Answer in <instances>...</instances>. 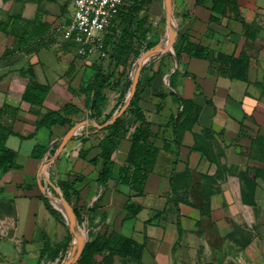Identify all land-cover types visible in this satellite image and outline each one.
Returning <instances> with one entry per match:
<instances>
[{
  "label": "crops",
  "instance_id": "crops-1",
  "mask_svg": "<svg viewBox=\"0 0 264 264\" xmlns=\"http://www.w3.org/2000/svg\"><path fill=\"white\" fill-rule=\"evenodd\" d=\"M18 1L0 0V19L17 14L27 20L36 17L29 29L35 24L45 27V32L42 31L44 44L31 49L33 35L26 34V43L18 45L17 37L0 30V105L8 103L20 107L13 128L25 137L10 135L6 141L8 147L17 151L18 167L11 169L0 182L5 185V194L13 199L16 227L15 246L8 258L2 257L0 264H28L43 251L66 245L68 228L50 214L41 200L43 194L52 203L44 191L46 183L45 188L42 187L39 173L42 163L69 128L54 126L50 130H35V116L28 112L30 105L21 99L27 82L23 72L28 67L33 70L35 81L50 86L44 108H58L70 101L83 110L81 116L74 118L75 123L85 121L52 161L54 177L48 181L49 186L63 196L59 183L74 180L78 193L67 202L77 208L85 205V210L101 221L100 230L90 239L97 233L118 231L143 246L139 258L113 254L101 264H217L219 255L215 249L223 256V264H264V160L251 141L257 135H264V95L261 92L264 87V0H238L239 18L258 29L257 38L247 49L252 55L247 81L210 72L206 60L185 53L177 58L174 51L177 35L184 34L191 42L224 54H237L244 43L241 21L234 18L232 12L219 21H209L211 0H172V17L176 21L173 48L150 58L171 52L173 64L163 74L155 75L149 84L145 79L140 99L152 129L158 133L154 144L159 151L143 194L131 193L130 196L128 189L114 178L106 185L98 184L95 179L100 162L96 166L88 162L99 149L96 135L88 130L89 112L83 104L84 95L77 88L81 63L89 64V61L75 58V46L66 50L62 46L65 40L53 31L55 25L70 19L73 9L70 7V12H66V3L61 4V0ZM17 2L19 8L13 10ZM70 2L72 5V0ZM8 49L9 54L3 56ZM72 61L76 62L78 73L69 83L65 71ZM148 65L151 68L146 72L150 75L159 66ZM169 83L172 91L200 107L197 123L191 129L196 136L185 130L178 147L171 142L170 121V115L176 114L177 103L168 95L161 102V109L155 110V103L160 101L157 91H166ZM119 94L120 88L106 91L99 116L110 113L112 116L120 106ZM99 116L91 118L93 124H103L94 122ZM31 133L33 136L27 137ZM11 138H15L14 146L8 145ZM162 139L168 142V149L163 147ZM26 142H30V148L23 149ZM36 143L46 147L40 160L30 156ZM127 149L128 142L124 140L113 152L112 159L122 163ZM80 150H86L84 158L79 157ZM186 171L191 181L198 184V189L210 195V216L219 237L216 245L209 240L207 230H202L207 221L201 219L200 210L179 199L184 196ZM192 171L199 174L198 182L192 180ZM54 180L58 187L54 186ZM171 180L178 198L176 205ZM187 199L191 201V197ZM126 203L141 205V210L136 216L123 219ZM52 207L62 215L59 207ZM240 230H245L248 238L239 235Z\"/></svg>",
  "mask_w": 264,
  "mask_h": 264
},
{
  "label": "trees",
  "instance_id": "trees-1",
  "mask_svg": "<svg viewBox=\"0 0 264 264\" xmlns=\"http://www.w3.org/2000/svg\"><path fill=\"white\" fill-rule=\"evenodd\" d=\"M151 2L152 0L125 1L104 32L103 50L107 54V64L93 63L83 65L80 83L77 88V91L84 95L83 104L86 111L89 112L88 130L94 132L97 137L96 146L99 152L88 161L93 166H96L100 162L95 180L100 185H106L109 179L114 178L119 185H124L128 189L129 196L131 193L133 195L143 194L146 178L153 169L159 151L158 147L154 144L158 133L152 129V122L146 116L145 110L140 106L142 76L138 80L135 92L126 109L113 122L98 128L92 123L91 118L101 114V108L106 101L105 93L108 90L120 88L118 105H120L119 109L121 108L124 104L129 85H127L126 81L123 82L121 79L115 78L114 70L120 68L121 72H123L128 66V61L131 57H139L141 52L149 49L156 43L153 40L144 41L146 39V29H144L146 17L140 16L143 7ZM210 10L209 21L211 22L219 21L220 17H225L228 12H232L234 18L241 21L244 43L240 52L230 55L224 54L210 49L201 43L191 42L184 34H178L174 43V51L177 58H179L181 53H185L189 57L204 59L209 64L210 72L225 75L230 79L247 81L249 61L252 56L247 49L249 46H252V41L257 38L258 29L239 18L238 0H211ZM35 18L34 20H36ZM34 20H27L20 14L8 15L6 18L0 19V30L17 37L18 45L26 43V34L28 36L33 35L34 41L31 49H36L44 44L42 31L45 32V27L41 28V26L33 24L31 29H29L30 24ZM20 29L23 31L18 33ZM62 46L66 50H72L75 44L72 41H64ZM9 52V49L5 50L3 56L9 54ZM75 56V58H80L77 55ZM75 63L72 61L65 71V75L70 78L69 83L78 73ZM162 66L159 63L157 69L151 75H148L146 78L147 84L151 82L155 75L163 74ZM150 68L151 65L144 67L141 75ZM23 73L27 77V82L21 99L30 105L28 112L35 116V130L39 128L50 130L54 126H66L67 128L73 126L75 123L74 118L81 116L83 110L70 101L63 103L58 108H44L43 102L49 92L50 86L35 81L31 67H28ZM171 86V83H169V88L166 91L162 89L157 91L156 96L160 101L155 103V110L161 109V102L168 95L173 102L177 103L176 114L170 115V121L172 125L171 142L178 147L181 133L185 130L191 131L194 124L197 123L200 107L194 104L191 99L184 98L172 91L170 89ZM261 90L264 95V87ZM43 109L44 111H42ZM20 111L19 106L8 103L0 105V180L11 169L18 167L16 163L17 151L8 147L6 141L10 135L25 138L23 135L15 132L13 128ZM110 116L111 113L106 115L102 123ZM193 134L196 136L195 133ZM32 136L33 134L31 133L27 137ZM124 140L128 142L125 158L122 163H116L112 159V154ZM251 141L252 145L257 147L259 157L264 160V135H257ZM162 143L163 147L168 149V142L165 139H162ZM45 151V145L36 143L32 148L30 156L40 160ZM85 153L86 150H80L79 157L84 158ZM186 177L184 196L179 197V199L191 203L200 210L201 219L207 221L206 226H203L202 230H207L209 240L216 245L219 237L210 216V195L208 192H202L198 189V184L191 181L189 171H186ZM59 186L63 197L68 202H70L72 196H77L78 190L74 187V180L60 182ZM171 192L174 194L173 201L176 205L178 198L175 196L172 180ZM188 196L191 197V201L187 199ZM41 200L50 214L57 221L61 222L60 212L52 207L49 199L41 194ZM123 208L125 211L123 219H128L136 216L141 210V205L126 203ZM73 211L77 219L80 220V210L77 207H73ZM72 237V233L67 230L66 244L72 240ZM142 249V244L137 243L131 237H127L121 232L97 233L93 239L85 242L77 262L79 264H101L106 257L113 254L121 258L127 256L139 258ZM215 252L219 255L217 264H223V256L218 254L217 249H215Z\"/></svg>",
  "mask_w": 264,
  "mask_h": 264
},
{
  "label": "rangeland",
  "instance_id": "rangeland-1",
  "mask_svg": "<svg viewBox=\"0 0 264 264\" xmlns=\"http://www.w3.org/2000/svg\"><path fill=\"white\" fill-rule=\"evenodd\" d=\"M20 1L21 0H19L18 2ZM18 2L15 4L14 7H12L13 10H16L19 8ZM60 3L61 4L66 3V12L68 13L70 12L69 11L70 7L71 9H73V5H71L70 0H61ZM172 11H174L173 5H172ZM140 16H144L146 17V19H148L146 20V23L144 25V29H146V39L144 41L147 42L149 39H151L150 37H153V39L160 40V41L154 40L156 43L163 42L167 37L166 15H165L163 0H153L150 5L143 7V10L140 12ZM172 21H173V24H176L174 17H172ZM168 50H171V48ZM137 58L131 57L128 61V66L123 70V72H121L120 68H117L114 70L115 78L121 79L123 82L126 81L127 85H129L127 92H126V96L130 89V83H131V80L136 70L135 62ZM88 61H89V64L103 63L104 65H106L108 62L107 54L103 50L102 53L98 52L88 57ZM149 63H152L153 67H157L159 63L162 64L163 73H164L165 71H167L168 66L173 64L172 53L167 52L163 55H159L154 58H148L143 63V66L141 67V70H140V76H139V78L142 76V79H143L142 86L145 83L146 77H148V75L150 74L145 71L143 75H141V72H142V69L146 67ZM89 64L82 62L81 68L83 65H89ZM167 83H168V80H166L165 83H163V85L166 87ZM118 110L119 108H116L115 111H118ZM104 119H105L104 116H99L98 118L94 120V122L97 124H100ZM14 141H15V138L14 139L11 138L8 145L14 146ZM29 146H30V142H26L24 143L23 149L30 148ZM54 151L55 149L51 152L50 155L47 156V159L44 161L43 163L44 165L41 166L40 173H39L42 187L45 188L44 186L45 183L47 185V188H45L44 191L47 195H49L50 200H52V203L50 202L52 206H56L55 202L53 203V201L55 200L57 201L59 199L58 192L54 191V189H52V187L49 186V182H48V180L51 181L52 177H54V175H52L53 173H52V167H51L54 161L49 163V159H51V157L53 156ZM52 182L55 187H58L57 184L55 183V180ZM2 185L3 184L0 182V188H2V190H0V261L3 260L2 257L8 258V256L10 255L9 253L11 252L10 250L13 249L15 246V239L13 238V236H14L15 227H16V215H15V209L13 205V199L7 196V194H5V191L3 190L5 188V185L3 186ZM57 202L60 203L61 202L60 199ZM75 206L77 207V205ZM71 207L73 209L74 206L72 205ZM78 207H79L78 209L81 211V219L78 220L77 217L75 216L76 232L79 235H82L84 240L86 241L100 230L101 221L97 220L95 216H92L90 213H88L85 210L86 209L85 205L81 207L78 206ZM59 209L62 212L61 220L65 223V226L68 228V218L66 216L64 207L63 206L59 207ZM246 234L247 232L245 230L239 231V235L243 236L244 238L247 236ZM246 238H248V236ZM75 242H76V238L73 235L72 240L69 244H66L65 246H61L60 248H57L51 251H47V250L43 251L42 253L37 255L34 258V260H31L28 264H60L61 261L64 260L68 256ZM3 252H5V254ZM229 264H233V263H229Z\"/></svg>",
  "mask_w": 264,
  "mask_h": 264
},
{
  "label": "built area",
  "instance_id": "built-area-1",
  "mask_svg": "<svg viewBox=\"0 0 264 264\" xmlns=\"http://www.w3.org/2000/svg\"><path fill=\"white\" fill-rule=\"evenodd\" d=\"M125 1L72 0L70 19L55 25L53 31L61 39L72 41L76 55L87 61L91 55L102 53L104 32Z\"/></svg>",
  "mask_w": 264,
  "mask_h": 264
},
{
  "label": "water",
  "instance_id": "water-1",
  "mask_svg": "<svg viewBox=\"0 0 264 264\" xmlns=\"http://www.w3.org/2000/svg\"><path fill=\"white\" fill-rule=\"evenodd\" d=\"M163 4H164V9H165L166 26H167V37H166L167 42H166V44L162 45V42H159V43L153 45L152 47H150L149 49L145 50L144 52H142L139 55V57L137 58V60L135 62L136 70H135L134 76L131 80L130 89L127 93L124 104L121 106V108L118 111H115L112 114V116L107 121H105L103 124H101V125L94 124L96 127L100 128L102 126H106L107 124L113 122L117 117H119L124 112V110L126 109L128 103H129L130 99L132 98V96L135 92V89L137 87L139 76H140V70H141V67L143 66V63L148 58L153 57L154 55L160 54L164 51H167L170 48L171 49L173 48L175 28H174L173 21H172V0H163ZM175 59H176V57H175ZM84 123H85V121L77 122L64 133V135L61 137L60 142L58 143V145L54 151L53 156L49 160L50 162H52L56 157L59 156V154L61 153L66 142L74 135L75 130L77 128L81 127ZM42 165H43V163H42ZM191 176H192V180L194 182H198L199 174L197 172L192 171ZM39 186L41 187L40 183H39ZM55 190L58 192L59 199L61 201L62 206L64 207L66 216L68 218V230L76 238V242L73 244L70 253L68 254V256L64 260L61 261L60 264H74L78 261L80 255H81L83 246L85 244V240H84L82 235H79L76 232V218H75V213H74L71 205L67 202V200L62 196V194L56 188H55Z\"/></svg>",
  "mask_w": 264,
  "mask_h": 264
},
{
  "label": "bare ground",
  "instance_id": "bare-ground-1",
  "mask_svg": "<svg viewBox=\"0 0 264 264\" xmlns=\"http://www.w3.org/2000/svg\"><path fill=\"white\" fill-rule=\"evenodd\" d=\"M166 42H167V39H165V40L162 42V45H165ZM58 200H59V199H58ZM58 200H57V201H58ZM57 201L55 200V201H53V203L55 202V205H56L57 207H62L61 204H60L61 202L58 203ZM58 209H59V208H58ZM83 233H84V232H83ZM85 237H86V236H85Z\"/></svg>",
  "mask_w": 264,
  "mask_h": 264
}]
</instances>
